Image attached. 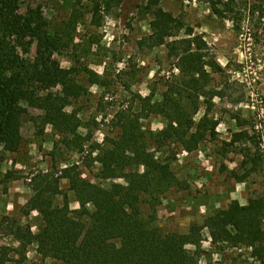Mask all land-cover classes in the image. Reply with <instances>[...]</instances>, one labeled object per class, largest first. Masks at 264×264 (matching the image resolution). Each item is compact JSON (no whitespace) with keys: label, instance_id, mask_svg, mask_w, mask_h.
<instances>
[{"label":"rangeland","instance_id":"374dc122","mask_svg":"<svg viewBox=\"0 0 264 264\" xmlns=\"http://www.w3.org/2000/svg\"><path fill=\"white\" fill-rule=\"evenodd\" d=\"M147 2L121 0L95 18L90 0H21L20 12H42L53 28L64 25L74 8L81 9L83 15L73 32L71 46L55 57L66 68L85 64L100 74L103 83L91 84L83 77L88 92L79 98L67 95L61 86L53 89L67 97V110L76 112L81 120L79 134L86 141L78 151L73 150V143L69 146L63 142L56 150L55 143L61 140L58 131L43 122L42 110L23 105L26 110L21 116L19 151L8 152L0 146V152L5 155L0 178L8 170H15L21 176L8 183L0 181V262L60 264L41 255L37 243L24 247L12 234L16 224L30 227L34 234L43 225L37 211L27 212L33 195L28 182L34 172L61 174L63 168L76 166L81 177L105 188L114 182H125L123 178L101 177L102 165L96 159L99 147L117 137L118 116L122 111L141 114L142 98L155 90V99H161L165 83L178 73L166 46L151 47L146 41L152 33L153 19ZM160 5L186 24L181 37H190L189 28L193 30L192 36L202 35L207 43L208 58H216L223 68L222 72L211 76V87L219 92L210 99L213 104L210 116L219 122L215 140L205 141L192 152L175 141L163 146L147 141L150 151L172 163V170L182 186L160 195H144L143 217L154 220L163 232L188 233L193 223L203 225L211 213L228 206L223 202L229 194L220 190L229 188L227 184L235 179L232 170L240 175L244 173L240 164L249 148L257 159L258 155L261 158V167L248 179L251 196L264 194V152L253 130L259 106L261 103L264 106V0H160ZM35 53L36 45L32 44L28 56L33 58ZM206 100L201 98L196 122L209 105ZM236 116L244 122L242 129L248 131V136L234 147H228L226 142L231 140L232 134L241 130ZM141 125L146 131L157 132L166 127L167 121L155 113L142 117ZM61 189L57 202L63 203L66 198L73 215H77L80 203L68 179L61 180ZM89 208L92 210V206ZM83 220L89 221L88 217ZM202 236L200 247L188 246L191 252H198L199 264H264L252 255L250 247L214 243L209 227L203 228Z\"/></svg>","mask_w":264,"mask_h":264},{"label":"trees","instance_id":"16d2710c","mask_svg":"<svg viewBox=\"0 0 264 264\" xmlns=\"http://www.w3.org/2000/svg\"><path fill=\"white\" fill-rule=\"evenodd\" d=\"M90 1L96 18L121 0ZM146 7L153 15L152 33L146 41L151 47L166 46L178 73L165 83L161 99H155V90L142 98L141 114L122 111L117 137L99 147L96 159L102 165L101 177L123 178L125 182H114L105 188L81 177L76 166L63 168L61 174L34 172L28 182L33 195L27 212L37 211L43 225L34 234L30 227L16 224L12 234L24 247L37 243L41 255L60 264H199L198 252H191L188 246L200 247L202 230L209 227L214 243L250 247L252 255L264 263V194L249 197L245 205L231 201L211 213L205 224L193 223L188 233L163 232L154 220L143 217L144 195H160L182 186L172 163L150 151L147 141L153 140L159 146L175 141L192 152L205 141L215 140L219 122L210 116V99L219 92L211 87V76L223 71L216 58H208L202 35L192 36L189 28L190 37H181L186 24L165 10L160 0H148ZM20 9L21 0H0V146L8 152L19 151L21 116L26 110L23 105L28 104L42 110L43 122L58 131L61 140L55 143L56 150L63 142L69 146L73 143V150L78 151L86 141L79 134L81 120L76 112L67 110V97L53 89L61 86L64 93L79 98L88 92L83 77L91 84L103 83L100 74L85 64L66 68L55 57L71 46L83 13L74 8L64 25L53 28L42 12L23 14ZM32 44L36 45L33 58L28 56ZM202 97L209 105L196 122ZM155 113L164 116L166 127L157 132L144 130L141 118ZM236 120L241 130L232 134L226 142L228 147L248 136V131L242 129L244 122L238 116ZM250 151L251 148L240 164L244 173L231 171L238 182L248 181L261 167L260 156L257 159L256 153ZM4 161L5 155L0 152V168ZM20 177L15 170H8L0 181L8 183ZM62 179L69 180L77 195V215H73L66 198L63 203L57 202L62 194ZM84 217H88L87 223ZM0 263L5 264V260Z\"/></svg>","mask_w":264,"mask_h":264},{"label":"crops","instance_id":"0c3cea01","mask_svg":"<svg viewBox=\"0 0 264 264\" xmlns=\"http://www.w3.org/2000/svg\"><path fill=\"white\" fill-rule=\"evenodd\" d=\"M212 179H215V177L213 176ZM227 185L229 186V188L223 187L221 188L220 192L228 193V199L226 202H221L229 204L233 200H238L243 205L248 203L249 197L252 194L248 181L238 182L237 180L233 179V181H231L230 184Z\"/></svg>","mask_w":264,"mask_h":264},{"label":"built area","instance_id":"2783aa9c","mask_svg":"<svg viewBox=\"0 0 264 264\" xmlns=\"http://www.w3.org/2000/svg\"><path fill=\"white\" fill-rule=\"evenodd\" d=\"M257 117H258V120L254 124L253 130L259 139V143L262 147L261 150L264 152V106H263V103H261L259 106Z\"/></svg>","mask_w":264,"mask_h":264},{"label":"clouds","instance_id":"9594fccd","mask_svg":"<svg viewBox=\"0 0 264 264\" xmlns=\"http://www.w3.org/2000/svg\"><path fill=\"white\" fill-rule=\"evenodd\" d=\"M141 170H143V169H141ZM241 187H242V185H241ZM11 207V206H10ZM72 207H76V205H72Z\"/></svg>","mask_w":264,"mask_h":264}]
</instances>
